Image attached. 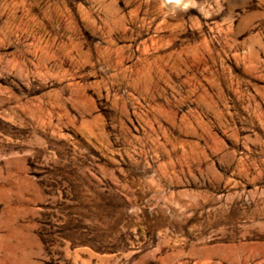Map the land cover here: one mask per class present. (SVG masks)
<instances>
[{
	"label": "rangeland",
	"instance_id": "374dc122",
	"mask_svg": "<svg viewBox=\"0 0 264 264\" xmlns=\"http://www.w3.org/2000/svg\"><path fill=\"white\" fill-rule=\"evenodd\" d=\"M0 264H264V0H0Z\"/></svg>",
	"mask_w": 264,
	"mask_h": 264
},
{
	"label": "clouds",
	"instance_id": "9594fccd",
	"mask_svg": "<svg viewBox=\"0 0 264 264\" xmlns=\"http://www.w3.org/2000/svg\"><path fill=\"white\" fill-rule=\"evenodd\" d=\"M168 2L176 4V5H180L181 4V0H168ZM183 7H184L185 10H187V8L189 7V4L186 3V4L183 5Z\"/></svg>",
	"mask_w": 264,
	"mask_h": 264
}]
</instances>
